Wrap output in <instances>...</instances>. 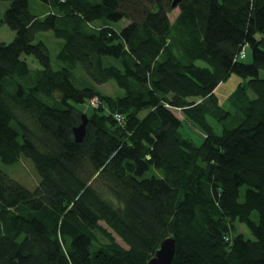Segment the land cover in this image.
I'll return each instance as SVG.
<instances>
[{"label":"trees","instance_id":"1","mask_svg":"<svg viewBox=\"0 0 264 264\" xmlns=\"http://www.w3.org/2000/svg\"><path fill=\"white\" fill-rule=\"evenodd\" d=\"M51 1L37 16L9 0L0 19L15 34L0 41V160L25 156L40 176L30 190L0 170V264H148L169 236L172 264H264V0H178L174 21L175 0ZM47 31L64 41L61 69L35 42ZM232 74L229 110L215 90ZM109 80L124 94L103 93ZM96 97L78 142L76 105Z\"/></svg>","mask_w":264,"mask_h":264},{"label":"rangeland","instance_id":"2","mask_svg":"<svg viewBox=\"0 0 264 264\" xmlns=\"http://www.w3.org/2000/svg\"><path fill=\"white\" fill-rule=\"evenodd\" d=\"M9 5H10L9 0H0V19L3 18L5 14L4 12L9 7ZM53 9L54 8L52 6L51 0H49V2L42 1V0H29V10L32 11V13H34L37 16L47 15L49 14V12H52ZM179 10H180L179 7H177L170 13L169 16H171L172 21H174L176 17L178 16ZM127 23L128 21L124 20V21L115 23V26L116 28H121V27H124L125 24ZM14 36H15L14 32L10 29L8 25L0 23V41L5 42V43L11 42ZM40 40L46 43V45L49 48V53L51 55V64L53 68L61 69L63 66H65V63L61 62L57 58V55L59 54L58 52L61 50V48L64 45L63 39L57 38L54 32L47 31V32H39V34L36 37L35 42H39ZM246 55L247 56L245 58V61L251 62L252 55L250 54L248 50L246 51ZM23 58L26 60L28 65L31 66V68L33 69L41 68L40 64H38V61L36 60L33 54L24 55ZM199 64L201 65L203 64V62L201 61L199 62ZM80 74H83V73L77 71L76 75L79 76ZM260 76L264 78V70L260 71ZM242 81L243 79L241 77H239L236 74H232L231 76H229L227 80L223 81V83L217 86L215 93H216L219 105L221 107H223L224 109L231 110V103H230L229 97L234 92V90L237 88L238 84L241 83ZM73 83L76 84V79L74 77H73ZM99 89L103 93H109L114 96H120L124 94V91L118 86L117 82L113 80H109L105 84L100 85ZM251 96H254L253 93H251ZM76 106H78V108L82 110L84 113L87 112L88 114H91L94 110V107L88 102H85L84 104H77ZM18 111H21V110L20 109L16 110L17 113ZM234 111L235 112L233 113L235 114V118L237 120L238 112L236 109ZM174 112L179 117V119L183 122V126L180 129V133H182V136L190 139L191 141L197 144H201V142L203 141L204 132L199 127L192 124V122L185 119L183 111L174 110ZM209 121H211V123L215 126L216 131L220 133L222 132V127L225 124L229 126L231 124V121L226 122V118L225 120H219V122L217 123L216 121H213L211 118H209ZM16 127L20 129L18 125H16ZM19 140L22 141L21 137L19 138ZM0 170L2 171L4 170L13 179L15 178L18 182L22 183L24 186H26L30 190H35L38 184L40 183L39 182L40 176H39L38 171L36 170V167L33 161H31L25 156L21 157L18 161H16V163H13V164H7L3 161L1 162L0 160ZM158 175L161 176V173L159 172ZM244 190H245V186L241 187L242 199H243ZM253 219L255 221H258V215H256L255 212L253 213ZM100 224L101 226H104L105 228H107L109 232H111V230L107 227V225L104 222H101ZM236 226H237V231H236L237 233H240V234L242 233L244 237H246L247 239H254V236L250 233L249 229L247 228V226H245L244 223L237 222ZM113 234L116 238L117 243H119L122 247L127 248V245L124 242H122L121 239L115 233ZM97 235H98L99 242L101 243L106 242V239L102 234L98 233Z\"/></svg>","mask_w":264,"mask_h":264},{"label":"water","instance_id":"3","mask_svg":"<svg viewBox=\"0 0 264 264\" xmlns=\"http://www.w3.org/2000/svg\"><path fill=\"white\" fill-rule=\"evenodd\" d=\"M178 0L173 1L172 5L175 8ZM89 116L82 114V122L74 129V138L78 142L84 140L87 131V123ZM177 240L169 236L161 243L160 247L156 250V254L148 261V264H172L176 254Z\"/></svg>","mask_w":264,"mask_h":264},{"label":"built area","instance_id":"4","mask_svg":"<svg viewBox=\"0 0 264 264\" xmlns=\"http://www.w3.org/2000/svg\"><path fill=\"white\" fill-rule=\"evenodd\" d=\"M246 51H247V49H246V47H244L243 48V50L240 52V59H244V58H246ZM99 100H98V98L96 97V98H94V99H92L91 101H90V104L93 106V107H97L99 104ZM115 117H116V119H117V121H122L123 120V116L121 115V114H116L115 115Z\"/></svg>","mask_w":264,"mask_h":264}]
</instances>
